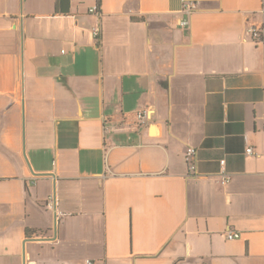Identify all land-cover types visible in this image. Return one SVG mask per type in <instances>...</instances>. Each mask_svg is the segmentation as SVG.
<instances>
[{
  "label": "crops",
  "instance_id": "0c3cea01",
  "mask_svg": "<svg viewBox=\"0 0 264 264\" xmlns=\"http://www.w3.org/2000/svg\"><path fill=\"white\" fill-rule=\"evenodd\" d=\"M186 1L0 0V264H264V0Z\"/></svg>",
  "mask_w": 264,
  "mask_h": 264
},
{
  "label": "built area",
  "instance_id": "2783aa9c",
  "mask_svg": "<svg viewBox=\"0 0 264 264\" xmlns=\"http://www.w3.org/2000/svg\"><path fill=\"white\" fill-rule=\"evenodd\" d=\"M197 5H198L197 1H194V0L186 1L183 5V11L188 16H190L197 8ZM96 10H97V6H93L90 8L91 12H95ZM179 23L181 26H189L190 20L188 17L182 18ZM93 32L96 36H98L100 34V28L98 26L95 27L93 29ZM248 32L254 41L261 42L264 44V26L263 25H252L251 27H249ZM136 118H137V122L139 125L146 124L147 121L151 118V111H149L148 109L139 111L136 115ZM196 152L197 151L194 147H188L185 153V159L188 163L189 169L195 173H197ZM246 152L247 154H253V148L252 147L247 148ZM220 162H221L222 167L224 168L225 159H222ZM230 180H231V175H229L225 171H222V183L227 184L230 182ZM226 236L229 240H232V239L239 238L241 234L239 232L228 231L226 233ZM87 264H95V263L91 260H87Z\"/></svg>",
  "mask_w": 264,
  "mask_h": 264
},
{
  "label": "water",
  "instance_id": "95a60500",
  "mask_svg": "<svg viewBox=\"0 0 264 264\" xmlns=\"http://www.w3.org/2000/svg\"><path fill=\"white\" fill-rule=\"evenodd\" d=\"M44 174L49 175V174H52V173H44Z\"/></svg>",
  "mask_w": 264,
  "mask_h": 264
}]
</instances>
